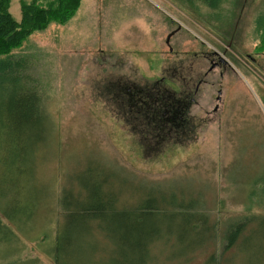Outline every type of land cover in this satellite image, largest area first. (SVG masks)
Segmentation results:
<instances>
[{"label":"rangeland","instance_id":"1","mask_svg":"<svg viewBox=\"0 0 264 264\" xmlns=\"http://www.w3.org/2000/svg\"><path fill=\"white\" fill-rule=\"evenodd\" d=\"M9 12L20 19V0ZM263 38L264 0L214 9L82 0L69 22L26 39L15 58L26 60L31 80L0 88L8 100L19 90L40 96L49 130L26 154V178L8 175L0 149V264H55L62 193L94 172L120 209L150 196L161 203L166 235L152 248L154 264H264ZM172 100L188 107L181 127L166 121ZM181 211L208 224L197 221L195 231ZM74 243L79 264L106 258L90 250L105 239L85 233Z\"/></svg>","mask_w":264,"mask_h":264},{"label":"trees","instance_id":"2","mask_svg":"<svg viewBox=\"0 0 264 264\" xmlns=\"http://www.w3.org/2000/svg\"><path fill=\"white\" fill-rule=\"evenodd\" d=\"M81 1L20 0L21 16L19 20H16L9 12L12 0H0L1 86L12 81L31 80L27 75L26 60L16 59L15 51L20 49L26 39L34 33L44 31L53 24L64 25L69 22L76 15ZM185 1H197L214 9L228 0ZM262 45H264V38ZM0 102V149L2 152L6 151L7 154L4 168L9 172L8 175H13L15 179L26 178V175H33L32 171L27 173L25 168L26 154L42 146L49 130L48 118L41 97L37 99L32 92L19 90L8 100L5 90L0 88ZM158 128L161 130L162 126L159 124ZM33 168L34 165L31 170ZM95 174L94 172L93 176H86L83 181L81 180V189L79 188L76 192L66 189L67 191L62 193V203L65 208L64 221L55 253L53 251L52 255L55 264H79L81 262L79 258L71 257L75 247L74 241L81 240L85 233L88 236L94 235L96 238L105 239L108 243L106 246L94 245L90 249L93 257L96 253L102 255L105 253L106 258L101 259L103 261L101 264H154L152 248L166 235L158 224L160 215L165 211L157 208V205L161 203L157 198L150 196L143 200L137 209H120L108 190H101L95 185L100 177L97 176L98 172ZM15 184L21 185L19 182ZM187 207H189L188 204ZM177 214L191 216L188 211H181ZM177 214L171 216L175 217ZM191 218L187 219L186 223L195 231L198 229V226H195L197 221L202 226L208 224L202 216L195 218L192 215ZM243 226L244 224H241L231 232L230 240L225 237L224 240L227 242L224 246L225 250L235 245ZM167 233L170 238L171 232ZM85 245L84 242L79 243L82 249ZM88 259L82 258L84 261ZM93 259L90 258V264L97 263V259L95 258V261ZM209 262L213 264L216 260L211 257ZM216 264H221V258Z\"/></svg>","mask_w":264,"mask_h":264},{"label":"flooded vegetation","instance_id":"3","mask_svg":"<svg viewBox=\"0 0 264 264\" xmlns=\"http://www.w3.org/2000/svg\"><path fill=\"white\" fill-rule=\"evenodd\" d=\"M202 84V80L199 79L197 82V88L196 91L199 90V87ZM186 103L181 100H172L167 102L166 106V112L168 114V121L167 123H171L173 127L177 128V126L180 125V127L184 124L183 120L185 119V116L183 114L187 111L188 107L185 106ZM169 109V111H167Z\"/></svg>","mask_w":264,"mask_h":264},{"label":"water","instance_id":"4","mask_svg":"<svg viewBox=\"0 0 264 264\" xmlns=\"http://www.w3.org/2000/svg\"><path fill=\"white\" fill-rule=\"evenodd\" d=\"M170 40V39H169ZM167 43L169 44V41H167Z\"/></svg>","mask_w":264,"mask_h":264}]
</instances>
